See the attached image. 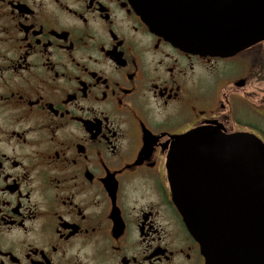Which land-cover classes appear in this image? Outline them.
<instances>
[{
	"label": "flooded vegetation",
	"instance_id": "flooded-vegetation-1",
	"mask_svg": "<svg viewBox=\"0 0 264 264\" xmlns=\"http://www.w3.org/2000/svg\"><path fill=\"white\" fill-rule=\"evenodd\" d=\"M197 129L264 144V38L203 56L133 0H0V264H204L167 174Z\"/></svg>",
	"mask_w": 264,
	"mask_h": 264
},
{
	"label": "water",
	"instance_id": "water-1",
	"mask_svg": "<svg viewBox=\"0 0 264 264\" xmlns=\"http://www.w3.org/2000/svg\"><path fill=\"white\" fill-rule=\"evenodd\" d=\"M149 30L183 52L227 56L264 38V0H133ZM175 207L204 264H264V144L197 129L167 160Z\"/></svg>",
	"mask_w": 264,
	"mask_h": 264
}]
</instances>
